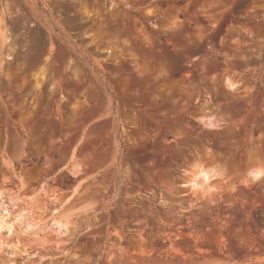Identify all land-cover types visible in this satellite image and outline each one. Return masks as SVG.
I'll return each instance as SVG.
<instances>
[{
  "label": "rangeland",
  "instance_id": "rangeland-1",
  "mask_svg": "<svg viewBox=\"0 0 264 264\" xmlns=\"http://www.w3.org/2000/svg\"><path fill=\"white\" fill-rule=\"evenodd\" d=\"M0 264H264V0H0Z\"/></svg>",
  "mask_w": 264,
  "mask_h": 264
}]
</instances>
